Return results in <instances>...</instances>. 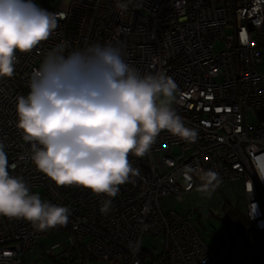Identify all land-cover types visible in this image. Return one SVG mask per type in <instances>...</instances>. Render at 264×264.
Listing matches in <instances>:
<instances>
[{
    "label": "built area",
    "instance_id": "obj_1",
    "mask_svg": "<svg viewBox=\"0 0 264 264\" xmlns=\"http://www.w3.org/2000/svg\"><path fill=\"white\" fill-rule=\"evenodd\" d=\"M61 2L35 0L64 18L31 53H17L13 77L0 78V141L10 174L22 176L31 192L67 206L71 214L66 225L44 231L0 215V264H219L218 253L195 224L198 208L162 209L169 194L182 200L199 188V180L185 175L189 166L217 171L222 181L217 189L243 179L246 213L253 228L264 231V181L250 161V145L264 140V0H129L123 10L117 0H72L65 8ZM61 41L74 47L111 41L122 46L125 59L141 74L172 77L177 85L172 106L198 133L190 143L162 131L145 156L130 153L139 175L120 186L107 214L100 212L105 194L58 186L40 172L31 161V144L17 128L16 96L28 94L31 72ZM61 230L69 233L65 242L42 244V237ZM149 232L164 236L158 253L143 246Z\"/></svg>",
    "mask_w": 264,
    "mask_h": 264
},
{
    "label": "clouds",
    "instance_id": "obj_2",
    "mask_svg": "<svg viewBox=\"0 0 264 264\" xmlns=\"http://www.w3.org/2000/svg\"><path fill=\"white\" fill-rule=\"evenodd\" d=\"M128 2L117 0L116 7L127 9ZM63 18L35 0H0V78L13 77L17 53H31L47 41ZM28 88L26 96L15 99L17 128L31 144V161L58 186L105 194L103 214L111 210L120 186L139 175L130 153L145 156L162 131L190 143L198 138L172 106L177 92L173 78L163 72L141 74L125 59L122 46L111 41L82 47L55 44L31 72ZM262 145L264 140L250 145V161L264 181ZM9 167L0 141V215L27 220L40 231L66 225L71 210L42 200ZM185 175L189 181L199 180L198 191L208 198L222 182L211 168L189 166ZM246 189L252 194L251 181Z\"/></svg>",
    "mask_w": 264,
    "mask_h": 264
},
{
    "label": "rangeland",
    "instance_id": "obj_3",
    "mask_svg": "<svg viewBox=\"0 0 264 264\" xmlns=\"http://www.w3.org/2000/svg\"><path fill=\"white\" fill-rule=\"evenodd\" d=\"M71 1L62 0L61 7L65 8ZM222 46V43L218 44V47L222 48ZM262 53L263 63L260 69L264 72V46ZM251 121L255 122L256 118L252 117ZM246 204L245 181L239 179L225 182L220 189H216L212 193L210 198L199 192L198 188L190 193H185L182 200H179L173 194H169L162 202V209L168 211L170 208L176 206L179 212L186 213L191 207L200 208L199 213L195 216L199 218L198 226L200 232L219 254V264H264V231L253 229L248 242H245L241 235L237 234L236 228L234 227L225 230V244L222 243L224 241L219 235V231L224 226V211L228 207H234L236 205L240 209L245 210ZM68 234L66 231H57L42 237L41 242L45 247H51L57 242H65ZM232 239L236 241V244H232ZM163 242L164 236L162 234L153 235L149 232L143 238V246L154 250L156 249V253L162 250ZM35 264H52V262L51 260H40Z\"/></svg>",
    "mask_w": 264,
    "mask_h": 264
},
{
    "label": "trees",
    "instance_id": "obj_4",
    "mask_svg": "<svg viewBox=\"0 0 264 264\" xmlns=\"http://www.w3.org/2000/svg\"><path fill=\"white\" fill-rule=\"evenodd\" d=\"M246 207H247V204H246ZM246 207H245V210H242L239 208L238 205H236L234 207L230 206L224 211L225 212V215L223 218L224 226L219 231V235L222 238V240L224 241V242H222L223 244L226 243V240L224 238L225 230L227 228H231V227L236 228L237 234L241 235V237L243 238V240L245 242H248L250 240V234L254 228L252 225V221L249 219V216L246 213ZM196 208H198V207H196ZM199 211H200V208L197 209V213H199ZM197 213H196V215H197ZM194 220H195V224L197 225L198 229L200 230V228L198 226L199 218L194 217ZM254 230H256V229H254ZM232 244H236V241H234V239H232ZM218 257H219V254H218Z\"/></svg>",
    "mask_w": 264,
    "mask_h": 264
}]
</instances>
